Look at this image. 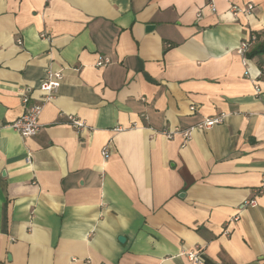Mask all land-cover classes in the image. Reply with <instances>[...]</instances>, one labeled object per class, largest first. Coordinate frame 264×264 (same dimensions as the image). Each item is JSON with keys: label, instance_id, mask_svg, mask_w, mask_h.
<instances>
[{"label": "crops", "instance_id": "0c3cea01", "mask_svg": "<svg viewBox=\"0 0 264 264\" xmlns=\"http://www.w3.org/2000/svg\"><path fill=\"white\" fill-rule=\"evenodd\" d=\"M254 33L264 0H0V264H264ZM48 70L62 86L23 138Z\"/></svg>", "mask_w": 264, "mask_h": 264}, {"label": "built area", "instance_id": "2783aa9c", "mask_svg": "<svg viewBox=\"0 0 264 264\" xmlns=\"http://www.w3.org/2000/svg\"><path fill=\"white\" fill-rule=\"evenodd\" d=\"M254 6L248 5L247 8L244 11L247 14H251L253 11ZM213 10L215 11V8L213 7ZM241 10L234 8L233 10V16L237 17V15L242 12ZM45 37V36H44ZM258 42L257 36L255 34H252L248 39L242 41L241 45L238 48L239 54L244 56L245 64L247 63V57L246 54L250 52L253 48V46ZM18 44L21 45L22 42L19 40ZM112 63V60L108 57H103L99 60L97 63L98 67H106ZM64 80V74L62 71H54V70H48L46 72L45 78L42 80L40 85L38 86V90L43 92V97L41 99V102H35L32 103L30 95L25 94L22 96V103L24 105L25 111L24 113L11 122L8 127L13 129L14 131L18 132L23 138H30L36 136L40 132L41 125L39 123V118L42 114L44 105L48 102H50L55 96L57 95L60 87L62 86ZM190 112L192 114L197 112V106L192 104L190 106ZM225 116H216V117H210L205 118L203 121H201L198 125L191 128L189 131H191L194 128H200V129H211L214 126L220 125L224 122ZM69 121L71 126L76 129V131L82 130L85 128L84 123L76 118L75 116H69ZM179 131H167L163 130L160 132V134L164 135L166 138L171 139L174 137L175 134H177ZM189 132L184 133L185 138L190 137ZM103 155L105 157L108 156L107 148L104 149ZM257 201L256 200H248L246 202H243L240 206V209H245L247 207H256ZM238 220V217L234 218V221ZM189 259L191 262H197L199 260L198 254L196 252H192L189 256Z\"/></svg>", "mask_w": 264, "mask_h": 264}, {"label": "trees", "instance_id": "16d2710c", "mask_svg": "<svg viewBox=\"0 0 264 264\" xmlns=\"http://www.w3.org/2000/svg\"><path fill=\"white\" fill-rule=\"evenodd\" d=\"M257 36L258 42L252 48L250 52L246 54L249 59H254L256 57L260 58V68L264 74V33H254Z\"/></svg>", "mask_w": 264, "mask_h": 264}, {"label": "water", "instance_id": "95a60500", "mask_svg": "<svg viewBox=\"0 0 264 264\" xmlns=\"http://www.w3.org/2000/svg\"><path fill=\"white\" fill-rule=\"evenodd\" d=\"M154 29H155V26H154V25H149V26H147L146 31H147V32H150V31H152V30H154ZM119 241L123 243V242L125 241V238L122 237V236H120V237H119Z\"/></svg>", "mask_w": 264, "mask_h": 264}]
</instances>
